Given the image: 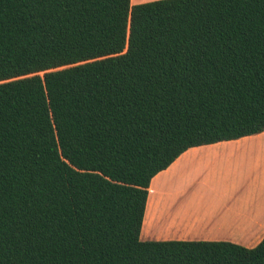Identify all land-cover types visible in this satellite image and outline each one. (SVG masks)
Here are the masks:
<instances>
[{
    "label": "trees",
    "instance_id": "1",
    "mask_svg": "<svg viewBox=\"0 0 264 264\" xmlns=\"http://www.w3.org/2000/svg\"><path fill=\"white\" fill-rule=\"evenodd\" d=\"M264 131V0H0V264H264L141 240L151 178Z\"/></svg>",
    "mask_w": 264,
    "mask_h": 264
},
{
    "label": "crops",
    "instance_id": "2",
    "mask_svg": "<svg viewBox=\"0 0 264 264\" xmlns=\"http://www.w3.org/2000/svg\"><path fill=\"white\" fill-rule=\"evenodd\" d=\"M263 236L264 131L191 146L151 178L141 240L253 247Z\"/></svg>",
    "mask_w": 264,
    "mask_h": 264
}]
</instances>
